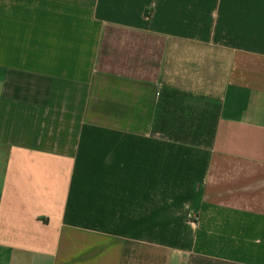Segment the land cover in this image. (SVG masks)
Instances as JSON below:
<instances>
[{
    "label": "crops",
    "instance_id": "crops-1",
    "mask_svg": "<svg viewBox=\"0 0 264 264\" xmlns=\"http://www.w3.org/2000/svg\"><path fill=\"white\" fill-rule=\"evenodd\" d=\"M0 264H264V0H0Z\"/></svg>",
    "mask_w": 264,
    "mask_h": 264
},
{
    "label": "built area",
    "instance_id": "built-area-1",
    "mask_svg": "<svg viewBox=\"0 0 264 264\" xmlns=\"http://www.w3.org/2000/svg\"><path fill=\"white\" fill-rule=\"evenodd\" d=\"M189 218L195 220L196 222L198 221V217H194L192 215H189Z\"/></svg>",
    "mask_w": 264,
    "mask_h": 264
}]
</instances>
